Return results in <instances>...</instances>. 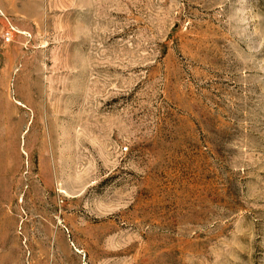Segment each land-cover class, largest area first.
Listing matches in <instances>:
<instances>
[{"label": "rangeland", "instance_id": "1", "mask_svg": "<svg viewBox=\"0 0 264 264\" xmlns=\"http://www.w3.org/2000/svg\"><path fill=\"white\" fill-rule=\"evenodd\" d=\"M0 264H264V0H0Z\"/></svg>", "mask_w": 264, "mask_h": 264}, {"label": "built area", "instance_id": "2", "mask_svg": "<svg viewBox=\"0 0 264 264\" xmlns=\"http://www.w3.org/2000/svg\"><path fill=\"white\" fill-rule=\"evenodd\" d=\"M4 40H5L6 42H9V41L11 40L10 35H9V34H6V35L4 36Z\"/></svg>", "mask_w": 264, "mask_h": 264}]
</instances>
